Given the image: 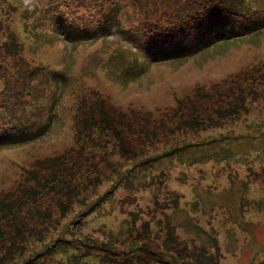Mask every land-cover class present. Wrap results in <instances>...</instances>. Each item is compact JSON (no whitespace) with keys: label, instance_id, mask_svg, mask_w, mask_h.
<instances>
[{"label":"trees","instance_id":"trees-1","mask_svg":"<svg viewBox=\"0 0 264 264\" xmlns=\"http://www.w3.org/2000/svg\"><path fill=\"white\" fill-rule=\"evenodd\" d=\"M112 1L109 6L108 0H47V8L56 10L53 13L63 11L67 15L70 22L65 23L67 29L64 32L73 45L92 41L91 45L99 43L100 46L109 38L103 33L101 26L99 27L100 22L104 21H101V18L109 14L110 7L113 11L119 10L114 31L122 34L129 43L135 44L136 50H131L130 53L131 68H134L135 72L147 70L158 59L172 63L185 59L189 63L195 62L196 57L218 48V41L225 44L240 36L264 31V0H153L152 8L145 0ZM14 6L22 5L19 2ZM141 12L146 17L142 16ZM27 14L26 10L22 12L21 24L15 30L9 31L10 43L0 40V72L3 76L9 74L11 77L0 89V132L3 133L0 134V150L3 146L14 145L16 140H28L34 131L36 133L46 126L31 131L38 125L40 116L50 119L54 117L55 113H52L51 107L59 97L52 99L49 105H43V100L48 96L53 98L58 92H61L62 97L63 88L68 85L70 77L74 74L66 72V64L59 68L39 59V49H43L40 46L48 38V33L43 30L42 23H32ZM158 16L162 20H158ZM81 19L92 22V19H100V22H95L90 31L82 28L79 32L74 31L72 22ZM72 32H75L74 35ZM204 36H208V39L197 43ZM123 47L116 44L114 47H107L105 53L123 52ZM127 50L130 48L127 47ZM139 51H144L145 54L142 55ZM9 60H12V63H9ZM92 76H97L103 84H109L110 79L114 82L124 81L121 83L123 86L128 82L126 79L118 80L120 75L116 74L112 66L109 68L96 64ZM165 81L168 87L174 90L172 97L175 106L162 111L158 116L155 115L157 109H123L116 106L112 104L109 94H104L100 87L88 89L80 95L76 106L73 145L62 154L44 157L35 163L12 157L16 167L26 172V175L16 190H10L3 194V197L0 196V240L5 235L14 241L16 251H21L16 264H30L36 254H47L55 245H63L66 231H70L72 237L75 236L76 240L84 242V246L92 249H106L116 254L139 250L152 258H164L167 264H220L222 256L218 245L217 251L212 253L203 250L189 251L194 240L180 241L175 226L170 221V215L166 212L162 213L165 217L160 220V224L166 223L164 228L167 237L163 248L157 251H152L157 243L153 240L154 236L147 223L144 224L143 231L138 232L131 241L129 249L117 246L116 239L102 243L104 240L92 234L81 237L80 233L71 231L83 217L97 211L112 197L118 186L123 183L125 173L153 169L155 164L161 165L165 159L171 160L174 153H177L179 160L189 163L196 161L206 164L213 159L224 161L229 158L231 146L237 144L236 136H231L232 140L229 141L228 136L224 135L228 133L215 131L232 128L234 121L231 119L239 118L244 113L246 115L248 102H257L261 97L257 92L258 87L264 84V60L241 71L232 72L209 87L197 86L188 95L181 93L171 76L166 77ZM84 87L88 88L85 85ZM28 101H31L30 106H26ZM189 132L195 133L192 139H196V143H193L191 138L174 144H171L174 140L169 142L170 139L187 135ZM208 132L212 133L205 134ZM32 140L33 138L28 141ZM158 143L165 145L162 152L145 154L142 146H155ZM89 144L92 151L90 156H101L103 163L89 165L88 169L79 174L70 170L69 177L63 179L61 175L67 169L65 164L71 159L73 165L89 159V153L86 152ZM209 145L210 149L201 152L203 146L208 148ZM115 147L119 149L121 156H126L123 157L126 160L122 165L115 166L116 178L113 179L112 185L102 195L97 196L94 190L98 189L106 178L104 163L115 164L112 159V150ZM198 147L199 152H196ZM191 149H194L195 153L188 154ZM44 170H50L52 174L43 175ZM69 178L72 179L67 181ZM153 179V185L156 186V203L160 204L162 209L177 208L181 193L172 191L167 186L163 172L154 175ZM146 183L147 179L143 178L142 185ZM124 184L126 187L132 186V179L126 178ZM59 185L61 186L58 188ZM54 191V195H61L56 208L49 206L46 201L42 204L37 199L42 193ZM76 202L80 203L79 209L74 211L69 220L63 222ZM182 213L187 214L184 211ZM132 216L136 214L132 213ZM1 220L8 224L2 227ZM133 220L135 222L137 217ZM173 222L176 224L174 219ZM185 223L189 225L187 233H200L202 230L188 214ZM26 232L33 237L38 235L37 248L28 252L22 247ZM183 250L188 253L182 255L180 251ZM5 259H8L7 255ZM76 261L80 262L77 256Z\"/></svg>","mask_w":264,"mask_h":264},{"label":"rangeland","instance_id":"rangeland-1","mask_svg":"<svg viewBox=\"0 0 264 264\" xmlns=\"http://www.w3.org/2000/svg\"><path fill=\"white\" fill-rule=\"evenodd\" d=\"M108 1L111 6V0ZM115 1L117 0L112 2ZM19 2L22 6H14ZM145 2L150 4V8L154 5L153 0H145ZM47 4V0H17V2L0 0L2 27L0 40L2 42L10 43L9 31L15 30L21 24L20 16L26 10L31 22L39 25L42 23L43 30L48 33V38L40 46L43 49H39V59L57 65L55 67L59 68L66 64L68 66L66 72L74 73L68 85L63 88L62 97H60L61 92H58L53 98L48 96L43 100V105H49L52 99L59 97L55 105L51 107L52 113H55L54 117L50 119L40 116L38 125L32 128L31 131H34L46 125L40 131L36 133L34 131L28 137L29 139L27 138L28 140L33 138V140L30 142L25 138L21 141L16 140L14 145L3 146L0 150V196L10 190H16L26 175V172L16 167L12 157L27 163H35L38 159L62 154L73 145L76 132V106L84 91L100 87L104 94H109L112 104L123 109H157L155 115L158 116L162 111L175 106L172 97L174 90L168 87L166 77L171 76L181 93L188 95L197 86L209 87L232 72L241 71L264 60V31H261L244 37L240 36L241 38L238 37L225 44L218 41L219 45H216L218 48L214 47L215 49H212L210 53L196 57L195 62L189 63L185 59L172 63L158 59L147 70L135 72L134 68H131L130 58L131 50H136L135 44L129 43L130 41L122 34L114 31L119 10L113 11L110 7L109 14L101 18L103 22H100V19H92L94 22L81 19L75 21L77 24L72 22L74 31L78 30V32L81 31L80 28L90 31L95 22H100L99 27L101 26L103 33L109 36L107 42L101 46L99 43L91 45L92 41L87 44L73 45L64 32L67 29L65 23L70 22L67 15L63 11L53 13L56 10L48 9ZM141 15L145 16L143 12ZM158 20L162 19L158 16ZM72 33L74 35L75 32ZM207 39L208 36L201 37V41L198 40L197 43ZM116 44L124 46L123 52L105 53L107 47H114ZM127 47L130 50H127ZM91 52L93 53L90 54ZM143 52L140 53L144 55L145 52ZM3 54L4 52L1 53ZM11 61L8 62L12 63ZM96 64L114 67L116 74L120 75L118 80L126 79L127 84L123 86L121 83L124 81L114 82L110 81L111 79L108 80L109 84H103L97 76H92V70ZM7 76H3L0 72V89L3 88V83H7L8 78L11 79L9 74ZM257 95L261 96L257 102H248L249 109L246 115L244 113L239 118L231 119L234 121L232 128L215 131V133H228L224 135L228 136L229 141L232 140L231 136H236L237 144L231 146L229 158L224 161L213 159L206 164L196 163V161L189 163L179 160L177 153H174L171 160L165 159L163 164L157 163L153 169L125 173L123 183L118 186L112 197L97 211L83 217L71 231L80 233L81 237L92 234L104 240L102 243L109 239H116L117 246L129 249L131 241L138 232L143 231L144 224L147 223L149 231L154 236L153 240L157 243L152 251H157L163 248L167 237L164 228L166 223L160 224V220L165 217L162 213L166 212L170 215V221L175 226L180 241L194 240L189 251L203 250L212 253L217 251L216 245H218L220 256H222L220 264H264V84L258 87ZM30 103L31 101H28L26 106H30ZM48 122L49 125H47ZM0 134L3 133L0 132ZM194 136L195 133L189 132L187 135L172 138L169 142L172 140L174 141L171 144L183 142ZM191 141L196 143V139ZM142 147L146 155H151L162 152L165 145L158 143L155 146ZM210 148L211 145L208 148L203 146L201 152ZM86 152L89 153L87 155L89 159L85 162L78 161L73 165L71 159L68 164H65L67 169L61 175L63 179L69 177L70 170H75L79 174L88 169L89 165L103 163L101 156L98 155L95 158L90 156L91 144ZM196 152H199V147L196 148ZM193 153H195L194 149L191 152L188 151V154ZM123 157L126 156H121L119 149L113 148L112 159L115 160V164L104 163L106 178L101 186L94 190L97 196L102 195L112 185L113 179L116 178L115 166L124 163L126 158ZM161 172L165 175L167 186L172 191L181 193L177 208L162 209L160 204L156 203L157 195L153 176ZM51 174L50 170L43 171V175ZM128 177L133 182L130 187L124 184ZM143 178L147 179L144 185H142ZM70 179L72 178L67 181ZM55 192L42 193L37 199L42 204L46 201L49 206L56 208L55 205L61 195L60 193L54 195ZM76 203L73 208H70L63 222L69 220L74 215V211L79 209L80 203ZM183 211L201 227L200 233H187L189 225L185 223L187 214H183ZM132 213L136 216H132ZM135 217L137 220L134 222ZM1 224L5 227L8 223L1 220ZM74 237L70 231H66L63 245H55L47 254H36L34 261L30 264H167L164 258H152L139 250L116 254V252H109L103 246L101 247L105 250L92 249L84 246V242H79ZM37 242L38 235L33 237L26 232L22 247L28 252L37 248ZM15 245L14 241L9 240L5 235L0 240V264L17 263L18 254L21 251H16ZM174 250L179 251L175 248ZM180 252L182 255L188 253L186 250ZM6 255L8 259H5ZM76 256L80 258L79 263L76 261ZM217 256L219 257L218 254Z\"/></svg>","mask_w":264,"mask_h":264}]
</instances>
